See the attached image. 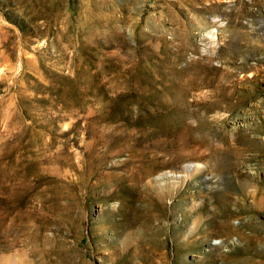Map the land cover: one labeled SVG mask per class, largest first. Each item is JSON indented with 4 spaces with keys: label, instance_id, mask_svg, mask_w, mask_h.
I'll return each instance as SVG.
<instances>
[{
    "label": "rangeland",
    "instance_id": "374dc122",
    "mask_svg": "<svg viewBox=\"0 0 264 264\" xmlns=\"http://www.w3.org/2000/svg\"><path fill=\"white\" fill-rule=\"evenodd\" d=\"M263 102L264 0H0V264H263Z\"/></svg>",
    "mask_w": 264,
    "mask_h": 264
},
{
    "label": "bare ground",
    "instance_id": "6f19581e",
    "mask_svg": "<svg viewBox=\"0 0 264 264\" xmlns=\"http://www.w3.org/2000/svg\"><path fill=\"white\" fill-rule=\"evenodd\" d=\"M241 38V37H240ZM224 73V72H223ZM226 73V72H225ZM228 74V73H227ZM226 75V74H225ZM221 81V80H220ZM232 85V84H231ZM253 89L251 90V92H249V94L247 95V98L251 101V100H256L258 99L259 95L263 92V90H261L260 88L257 87V84L254 83V86L252 87ZM235 89V88H234ZM232 92V90H231ZM264 104V102H263ZM252 125V124H251ZM248 131H251L254 133L255 137H251L248 134ZM260 138H263L262 140H260ZM240 142L242 145H244V148L242 150H246V151H250L251 153H253V155H256L258 157H261V160L264 161V127L262 126H257V127H248V129H246V132L243 133L240 136ZM217 143V142H216ZM241 145V146H242ZM209 149V148H208ZM248 177V176H247ZM250 178V177H249ZM112 188V187H111ZM262 187L261 185H257L256 186V192L254 193V195H257L260 191H261ZM118 191V190H117ZM244 195V194H243ZM133 198V197H132ZM139 198V197H138ZM235 205L237 206V208L239 209V211H243L244 213H251L254 214L255 210L254 209H248L246 207L245 203V199L242 198H238V197H233ZM261 206L264 205V197H261L258 201H257ZM125 203L122 202L121 203V207L124 205ZM137 206V205H136ZM140 207V206H139ZM126 209V208H125ZM227 209V208H226ZM256 209V208H255ZM120 210V209H119ZM132 211V210H131ZM240 212V213H241ZM119 214V213H118ZM121 214V213H120ZM135 217V216H134ZM219 217L220 219H224V223L227 222L229 220V218L231 217V214L229 213V211L225 210V209H221V211H219ZM121 218V217H120ZM124 218V217H123ZM134 220V219H133ZM151 220V219H150ZM216 220V219H215ZM132 221V220H131ZM219 221V220H218ZM217 221V222H218ZM118 222V221H117ZM135 222V221H134ZM122 223V222H121ZM125 223V222H124ZM123 224V223H122ZM239 224V223H238ZM133 225V224H132ZM218 225V224H216ZM223 225V224H222ZM250 225V224H248ZM125 226V224H124ZM248 229L250 230V234H248L247 236H244L245 241L251 239L252 241V237L253 236H259L260 233V229L255 228L254 227H249L247 226ZM125 230V229H124ZM128 230V229H127ZM239 230V229H238ZM123 232V231H122ZM120 234V233H119ZM238 234V233H237ZM122 236V234H121ZM263 236V235H262ZM263 237H261L262 239ZM140 239V238H139ZM264 239V238H263ZM255 240V239H254ZM259 241V240H258ZM264 241V240H263ZM262 241V246H264V242ZM222 242V241H221ZM256 242V241H255ZM258 243V242H256ZM255 244V243H254ZM257 245V244H256ZM254 246V245H253ZM252 247V246H251ZM124 249L125 250V246L121 243L120 244H113V250L115 252V254H120V251ZM133 250V249H132ZM258 250V249H257ZM230 251V250H229ZM256 251V250H255ZM234 252V250L232 251ZM260 252V251H259ZM256 253V252H255ZM237 259H235L234 261L230 262V264H252L250 261H252V259H249V255H250V249L248 247H242L241 250H238V254H237ZM257 255V254H255ZM136 256V255H135ZM258 256V255H257ZM221 259L226 263L228 262L227 260L229 259V255H223L220 254ZM136 258V257H135ZM236 258V257H235ZM252 258V256H251ZM255 258V257H253ZM139 259V258H138ZM120 258L118 259V261L120 262ZM254 260V259H253ZM204 261V260H203ZM257 262V261H255ZM263 262V261H262ZM114 263V262H113ZM199 263V262H198ZM117 264V262H116ZM264 264V263H263Z\"/></svg>",
    "mask_w": 264,
    "mask_h": 264
}]
</instances>
